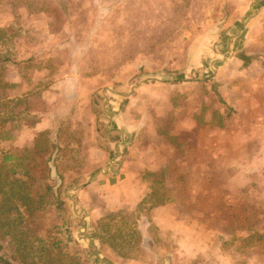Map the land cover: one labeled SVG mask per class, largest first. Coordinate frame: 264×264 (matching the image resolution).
<instances>
[{"label": "rangeland", "instance_id": "1", "mask_svg": "<svg viewBox=\"0 0 264 264\" xmlns=\"http://www.w3.org/2000/svg\"><path fill=\"white\" fill-rule=\"evenodd\" d=\"M63 1L65 14L54 0H0V53L20 60L18 65L0 63V210L8 224L0 222V238L11 250L16 249L22 264H100L112 261L108 253L120 255L115 264H264V167L256 161L252 167L243 163L244 154L230 144L222 123L220 131L201 132L198 152L188 147L193 162L188 160L181 175L174 167L151 178L146 173L147 194L133 208L121 205L120 198L113 204L98 196V183L90 186L95 176L100 177L98 166L110 146L101 137L108 122L102 111V88L109 97L105 110L116 112L118 107L119 111L125 100L106 88L121 92L151 78L147 73L158 70L167 55L179 61L188 38L205 32L216 20L214 13L219 17L218 10L210 9L212 0ZM151 10L154 15L148 17ZM200 14L203 28L198 26ZM211 44V38L204 41L205 47ZM225 51L222 47L220 54ZM138 53L151 58L149 68L139 66L145 58ZM72 56L77 63L74 70ZM210 57L204 52V63L188 76H209ZM207 88L211 90V85L203 89ZM123 146H118L120 152ZM56 147L55 165L64 179L60 177L55 190L48 161ZM213 154L216 158L210 162ZM189 164L196 166L194 174ZM24 168L36 179L26 186L27 199L17 197L22 195L17 186L8 188L13 185L9 183L12 173ZM215 168L218 176L206 183L214 185V192L189 198L185 189L205 185L199 172ZM45 182L52 184L55 194L60 189L65 212L44 191ZM80 183L84 186L71 190ZM69 195L76 211H86L82 213L84 235L92 239L91 245L79 236L80 218L71 209ZM171 201L203 208L211 205L201 211V222L205 225L203 213L212 216L206 217L207 227L210 224L218 233L217 254L198 258L196 250L186 249L195 245L190 240L195 235H187L188 240L174 232L179 231L177 226L174 231H160L153 224L157 208ZM181 212L188 218L200 213L193 209ZM104 218H110L104 223H110L111 230L115 224L121 227L128 245L114 249L108 243L100 244L96 232L101 225L97 227L96 221ZM48 249L51 258L45 255Z\"/></svg>", "mask_w": 264, "mask_h": 264}, {"label": "crops", "instance_id": "2", "mask_svg": "<svg viewBox=\"0 0 264 264\" xmlns=\"http://www.w3.org/2000/svg\"><path fill=\"white\" fill-rule=\"evenodd\" d=\"M212 8L216 13L219 11V17L214 13L212 18L216 20L205 32L188 38L179 61L167 55L158 64V70L147 73L151 78L139 81L133 89L132 85L121 92L115 89L112 92L106 88L119 95L120 101L125 100L119 111L118 107L116 112L108 113L105 110L109 97L103 90L105 88H102V111L108 115V122L101 137L110 146L102 155V165L98 166V171L109 165L115 149L120 146L119 142L124 145V150L121 151L119 162L112 166L113 171H97L101 174L100 177L95 176L91 181L90 186L98 183L95 188L101 198H106L113 204L120 198L123 201L121 205L135 207L148 191L149 182L144 180L146 173L151 178L174 167L177 168L178 175H181L186 171L188 160L193 162L188 155V147L194 146L196 150L193 151L198 152L197 139L203 136L201 132L220 131L219 127L222 125L227 128L223 132H228L230 144L244 154L243 163L252 167V163L254 165L256 161L262 164L260 168L264 167V0H212L210 9ZM224 8L225 22L216 34H210V28L223 17ZM147 14L148 17H153L154 11H148ZM200 16L198 26L203 28V16ZM208 38L212 40L210 48L204 45ZM227 41L230 51L224 58ZM222 47L226 51L220 54ZM204 52L211 54L208 60L209 70L212 72L210 77L188 76L189 72L196 71L204 63V59H201ZM137 55L145 58L138 63L139 66L149 68L151 58L146 53ZM75 61V56H72V70L76 67ZM154 75L158 79L153 78ZM209 85L211 90L203 89ZM120 101L116 104H120ZM210 145L212 147L214 144ZM215 156L213 154L208 160L212 162ZM201 162L200 157L198 163ZM189 166L190 174H194L196 166ZM200 167L204 168L203 165ZM217 169L199 172L198 178L206 180L205 185L185 189L189 198L214 192V185L206 183H213L218 176ZM103 193H106L105 197ZM188 202L191 203V199ZM210 208L211 205L203 208L197 203L185 205L171 201L157 208L152 215V222L159 226L160 231H171L176 226L179 227V231H173L185 236V239L188 238L187 235H195L190 238L196 241L195 245L186 249H194L196 257L207 259L220 251L218 233L212 231L210 224L207 227L206 217L212 216L203 213L205 225L201 222V211ZM188 209L200 213L188 218L186 213L181 212ZM197 242L201 244H196Z\"/></svg>", "mask_w": 264, "mask_h": 264}, {"label": "trees", "instance_id": "3", "mask_svg": "<svg viewBox=\"0 0 264 264\" xmlns=\"http://www.w3.org/2000/svg\"><path fill=\"white\" fill-rule=\"evenodd\" d=\"M57 4V7L60 9V11L65 14L64 12H67V6L65 4V2L63 0H54ZM20 62V60H15V59H12L8 54L2 52L0 53V63L1 64H9V65H18V63ZM59 157V155L57 156ZM13 175H11L12 179L11 181H9V183H13V185H9V189L11 188H14V186H17L18 187V190H21L22 191V195H18L17 197H20V198H23V199H27L28 197V193H27V185L30 184L31 181H33L35 178H33L30 173H29V170L28 168H24L20 171V173H12ZM60 177L62 178V180L64 179L63 178V175L60 173ZM36 180V179H35ZM35 183V181H34ZM43 189L45 192H47L49 194V196L51 197V199L56 202V206L58 209H62L64 212L66 211L65 207H64V199L61 198L60 196V189L58 190L57 194H55L52 190V184H49L47 182H45L43 185ZM41 195L45 194L44 192H40ZM39 203L42 204V201H39ZM1 206V205H0ZM29 207V205H28ZM3 214H5L4 211H1L0 210V222L2 225H5L7 224L6 222H4L3 220H6V216L3 217ZM28 214H31L28 213ZM108 220H110V218H104V219H100L98 221H96V225L97 227H101L100 228H97V227H94V228H97L98 229V233L96 232V238L97 240L100 242V244H102V246L106 243H108L110 245V247L116 249H122L123 246H125L124 244L126 243V245H128V242H127V237L123 236L122 235V230H121V227L117 226L116 224L113 225V230L110 229V227L112 226L110 223H104V222H108ZM100 224V225H99ZM113 224V223H112ZM12 225V224H11ZM8 226V224H7ZM96 229V231H97ZM11 234H15V229H12L11 231ZM112 233V235H110ZM116 240V241H114ZM117 240H120L119 242V245L116 244ZM112 241V243H111ZM19 250V247L18 249ZM49 252H50V249H48L46 252H45V255L47 257H52L53 254H50L49 255ZM106 252V251H104ZM110 260L112 261H115V259L120 256L118 255V253L116 254H109L106 255ZM49 258V260H50ZM0 264H22V262L20 261L19 259V256L17 255V251L16 249L15 250H11L8 246H7V243L5 241H3L1 238H0ZM47 264H50V263H47Z\"/></svg>", "mask_w": 264, "mask_h": 264}, {"label": "water", "instance_id": "4", "mask_svg": "<svg viewBox=\"0 0 264 264\" xmlns=\"http://www.w3.org/2000/svg\"><path fill=\"white\" fill-rule=\"evenodd\" d=\"M226 20V10L225 8L223 9V17L221 19H219L217 21V23H215L209 30V33L210 34H216L219 29L221 28V26L223 25V23L225 22ZM230 41V40H229ZM229 41H227L226 43V48H227V51L226 53L224 54V58L227 56V54L229 53L230 51V47H229ZM140 83V82H139ZM139 83H136L134 85H132L131 89H133L134 87H136ZM110 91H114L112 89H110ZM106 97V96H105ZM106 102V101H105ZM106 104V103H105ZM118 144H122V142H119ZM58 151V148L56 147L55 150L53 151L49 161H48V167L50 169V177L51 179H53L55 181V185H54V189L56 190L57 187L61 184V178L58 174V171H57V168H56V165H55V157H56V153ZM115 153L116 155L113 156L110 161H109V165L107 167H105L104 169H101L99 170L98 172L100 173H105V172H108V171H113L112 169V166L113 165H116V160L120 157L121 155V152L118 150V149H115ZM84 185V183H80L79 185H77L76 187L74 188H71V190L75 191V190H78L80 189L82 186ZM68 199L70 200L71 202V209L73 211L74 214H76L77 217H79V223H80V226H81V232H79V236L81 237V239H84L88 242L89 245H91V242H92V239L86 235H84L85 231H86V226L83 224V217L85 215H82V213L86 214V211L85 210H80V211H76V204L74 202V199L72 198V196H67ZM95 256L97 258H99V255L95 253ZM100 264H105V263H109V264H114L112 262H110L109 260H103L101 262H99Z\"/></svg>", "mask_w": 264, "mask_h": 264}]
</instances>
